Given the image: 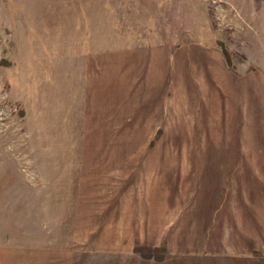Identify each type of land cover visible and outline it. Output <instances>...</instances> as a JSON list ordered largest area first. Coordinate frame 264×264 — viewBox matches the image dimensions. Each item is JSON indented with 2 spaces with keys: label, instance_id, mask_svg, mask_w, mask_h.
<instances>
[{
  "label": "rangeland",
  "instance_id": "374dc122",
  "mask_svg": "<svg viewBox=\"0 0 264 264\" xmlns=\"http://www.w3.org/2000/svg\"><path fill=\"white\" fill-rule=\"evenodd\" d=\"M0 264H264V0H0Z\"/></svg>",
  "mask_w": 264,
  "mask_h": 264
},
{
  "label": "trees",
  "instance_id": "16d2710c",
  "mask_svg": "<svg viewBox=\"0 0 264 264\" xmlns=\"http://www.w3.org/2000/svg\"><path fill=\"white\" fill-rule=\"evenodd\" d=\"M138 250L140 252V254H143V256L145 257L147 255L146 251L143 250V248L141 247H138ZM157 254L159 255V257L157 256ZM156 257L160 258L159 260H161L162 258V252L161 251H158V248H157V252L155 254Z\"/></svg>",
  "mask_w": 264,
  "mask_h": 264
}]
</instances>
